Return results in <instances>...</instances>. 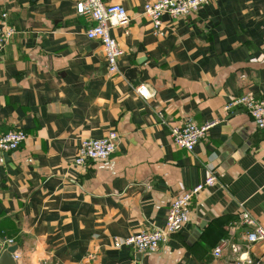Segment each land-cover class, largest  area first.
I'll use <instances>...</instances> for the list:
<instances>
[{
    "label": "crops",
    "instance_id": "crops-1",
    "mask_svg": "<svg viewBox=\"0 0 264 264\" xmlns=\"http://www.w3.org/2000/svg\"><path fill=\"white\" fill-rule=\"evenodd\" d=\"M104 1L131 18L111 30L125 52L115 74L73 0H0L13 32L0 43V137L26 134L0 152V253L13 249L16 264H264V240L247 247L241 222L248 211L264 228V129L226 110L236 96L264 99V0L165 15L162 33L143 13L158 0ZM188 120L214 123L191 153L170 136ZM110 132L119 142L109 159L73 166L82 139ZM212 174L160 251L114 246L162 227L171 203ZM223 240L252 263L227 247L214 257Z\"/></svg>",
    "mask_w": 264,
    "mask_h": 264
},
{
    "label": "built area",
    "instance_id": "built-area-1",
    "mask_svg": "<svg viewBox=\"0 0 264 264\" xmlns=\"http://www.w3.org/2000/svg\"><path fill=\"white\" fill-rule=\"evenodd\" d=\"M213 0H158L144 5V15L153 23L155 32L162 33V18L168 15L176 20L180 17L193 15L203 6L211 3ZM76 15L85 17L91 27L86 35L90 40L101 42L105 53V59L108 70L111 74L118 72L120 59L125 54L116 38L111 34L115 27H128L131 18L127 10L121 5L107 4L104 0H73ZM6 15L2 14L0 23V43L12 35V30H5ZM139 93L146 96L144 91ZM241 108L246 111L253 119L259 129H264V99H258L253 94L236 96L230 99L226 105L227 111ZM214 123L197 124L195 121L188 120L186 123L173 126L170 129V136L173 143L182 150L193 152L195 148L206 138L208 131ZM26 140V134L22 130H11L0 137V152L9 153L17 150ZM119 142V135L116 132H110L102 139H82L77 146L73 159L75 168H85L93 161H104L109 159L116 151ZM217 178L214 174L209 176L203 183L186 191L182 196L176 198L170 205L165 224L162 227H154L151 230L142 231L123 239H115L116 248L131 247L139 253L152 254L157 253L169 241L171 235L181 231L185 225L190 222L192 214V201L204 189L213 187ZM241 222L249 227L245 234L247 247L264 240V228L260 226L252 214L245 211L242 214ZM12 240H5L2 244L10 246ZM228 248L241 263L247 261L243 259V250L239 244L221 241L213 255L216 258L222 256L225 248ZM13 259L18 261V255L13 254Z\"/></svg>",
    "mask_w": 264,
    "mask_h": 264
},
{
    "label": "water",
    "instance_id": "water-1",
    "mask_svg": "<svg viewBox=\"0 0 264 264\" xmlns=\"http://www.w3.org/2000/svg\"><path fill=\"white\" fill-rule=\"evenodd\" d=\"M13 249L7 248L0 253V264H16L12 258Z\"/></svg>",
    "mask_w": 264,
    "mask_h": 264
}]
</instances>
